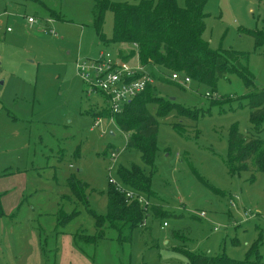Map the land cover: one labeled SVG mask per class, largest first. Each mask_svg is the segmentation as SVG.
<instances>
[{
    "label": "rangeland",
    "instance_id": "obj_1",
    "mask_svg": "<svg viewBox=\"0 0 264 264\" xmlns=\"http://www.w3.org/2000/svg\"><path fill=\"white\" fill-rule=\"evenodd\" d=\"M94 5L0 0L13 30L0 31V264H189L178 248L236 260L254 248L257 264H264V172H235L227 161L231 130L252 129L247 96L264 88V46L245 33L264 31V0H209L205 8L204 38L214 50L247 53L250 81L232 72L214 86L191 81L182 88L164 78L172 72L154 71L151 84L160 96L198 109L195 119L174 110L159 118L151 183L156 195H141L165 214L149 215L125 246L108 240L76 245L72 233L79 228L94 234L96 228L86 206L67 200L74 198L68 178L87 183L90 208L104 213L109 183L123 185L121 166L151 170L139 151L127 147V133L113 117L98 116L94 127L98 117L92 113L108 105L101 92H91L94 82L78 75L77 59L89 63L100 51L116 57L134 49L109 40L111 11L103 27L106 40L97 35ZM27 16L38 23L29 25ZM129 62L138 64V56ZM75 207L76 219L59 225L61 214Z\"/></svg>",
    "mask_w": 264,
    "mask_h": 264
},
{
    "label": "trees",
    "instance_id": "obj_2",
    "mask_svg": "<svg viewBox=\"0 0 264 264\" xmlns=\"http://www.w3.org/2000/svg\"><path fill=\"white\" fill-rule=\"evenodd\" d=\"M208 1L185 0V5L181 6L177 0H95L93 24L97 35L106 40L103 27L106 13L111 11L114 15V26L109 40L134 47L127 53L121 50L118 56L126 61L138 56L140 63L154 78L155 69H161L186 74L192 81L209 86H214L218 80L232 72L241 74L245 82L250 81L251 74L244 63L248 58L247 53L234 49L214 50L204 38L208 16L205 8ZM245 33L252 36L257 47L264 46V31L247 30ZM164 78L182 87L168 76ZM206 96L210 97L211 94ZM247 100L252 129L249 132H241L237 127L231 130L227 161L235 172H264V137L259 136L264 122V88L249 94ZM150 107L155 113H152ZM172 110L178 117L195 119L198 109L187 108L174 99L160 96L152 84H149L120 112L112 114L107 106L92 113L97 117L113 115L117 128L127 133V147L139 151L143 163L151 168L146 172L137 164L129 168L121 166L118 174L125 188L149 197L156 195L151 183L157 154L159 118L167 116ZM252 166L255 168H251ZM67 186L74 197L67 200L86 206L95 220L97 231L94 234L85 230H82L84 234L81 231L73 234L76 245L81 249L88 247V244L96 247L104 240L125 246L131 242L133 231L143 226L149 215L162 217L165 214L160 204L149 206L137 199H127L111 182L106 192L107 209L101 213L90 208L86 193L89 186L87 183L73 175L68 178ZM77 216L75 207L73 213L61 214L59 225L65 226ZM109 230L113 232L110 234ZM173 236L178 238L180 234L175 232ZM178 250L186 255L189 264H257L255 257L258 256V249L254 248H251L243 260L232 259L224 253L208 255L181 248Z\"/></svg>",
    "mask_w": 264,
    "mask_h": 264
},
{
    "label": "built area",
    "instance_id": "obj_3",
    "mask_svg": "<svg viewBox=\"0 0 264 264\" xmlns=\"http://www.w3.org/2000/svg\"><path fill=\"white\" fill-rule=\"evenodd\" d=\"M5 15H8L6 11H0V28L4 27L6 32H11L12 27L6 24L3 19ZM26 18L27 23L31 26L38 23V19L34 16H27ZM47 21H50V19ZM51 32L55 35L54 30H51ZM80 60L77 59L76 61L78 75L85 81L90 79L94 82L91 92H101L104 95L112 114L120 112L127 103L142 93L154 78L140 61L136 65H131L129 61L121 59L118 55L113 57L111 53L104 51H100L97 59H92L89 63L81 64ZM169 78L185 86L192 81L190 76L177 71H173ZM99 122L100 117L96 118L94 127L98 126ZM113 154L114 152H112ZM116 187L126 195L127 199H137L140 203L147 204L141 194L125 188L124 185H116Z\"/></svg>",
    "mask_w": 264,
    "mask_h": 264
},
{
    "label": "crops",
    "instance_id": "obj_4",
    "mask_svg": "<svg viewBox=\"0 0 264 264\" xmlns=\"http://www.w3.org/2000/svg\"><path fill=\"white\" fill-rule=\"evenodd\" d=\"M5 23L8 24V25H10L8 19L5 20ZM10 26H11V25H10ZM0 31H2L4 34L10 33V32H6L4 27H1V28H0ZM11 32H13V30H12ZM129 50H130V49H125V50H123V51H124V52H128ZM118 55H119V54H118ZM102 95H103V94H102ZM95 228H96V227H95ZM78 229H79V228H78ZM78 229H77V231H78ZM77 231H76V232H77ZM96 231H97V229L95 230V232H96ZM95 232H94V233H95ZM74 233H75V232H74ZM74 233H72V234H74Z\"/></svg>",
    "mask_w": 264,
    "mask_h": 264
}]
</instances>
